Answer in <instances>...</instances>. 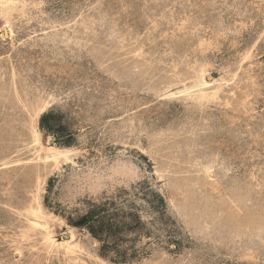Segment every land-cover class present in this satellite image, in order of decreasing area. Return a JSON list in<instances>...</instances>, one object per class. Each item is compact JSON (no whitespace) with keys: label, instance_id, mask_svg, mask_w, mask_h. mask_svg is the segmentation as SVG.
Instances as JSON below:
<instances>
[{"label":"rangeland","instance_id":"obj_1","mask_svg":"<svg viewBox=\"0 0 264 264\" xmlns=\"http://www.w3.org/2000/svg\"><path fill=\"white\" fill-rule=\"evenodd\" d=\"M0 264H264V0H0Z\"/></svg>","mask_w":264,"mask_h":264},{"label":"bare ground","instance_id":"obj_2","mask_svg":"<svg viewBox=\"0 0 264 264\" xmlns=\"http://www.w3.org/2000/svg\"><path fill=\"white\" fill-rule=\"evenodd\" d=\"M6 0H4L5 2ZM4 34L7 33V30L4 29ZM193 87L197 88V94L198 96H204L205 95V91L209 88V82L205 77V74L202 70H200V72L198 74H196V78L193 81ZM35 140L38 142V138L36 136ZM44 150V159H52L54 160L56 163L58 161L59 158H63V160L67 161L68 160V152L69 149H65V148H58L55 146H47L42 148ZM51 160V161H52ZM46 161V160H45ZM53 161V162H54ZM64 161V162H65ZM55 164V163H54ZM209 174V172H208ZM30 214L32 215V219L29 221L30 225L32 227H44L46 228V225L42 224V222H39V218H40V213L38 209H34L32 212H30ZM73 234V233H72ZM69 233L68 235V239L67 240H62V241H58L56 242L55 239H53L48 233L45 236V239L48 240V242L50 243L51 246H59V245H63V247L65 246L66 249H71L73 250L70 245V242H72L73 239V235Z\"/></svg>","mask_w":264,"mask_h":264},{"label":"trees","instance_id":"obj_3","mask_svg":"<svg viewBox=\"0 0 264 264\" xmlns=\"http://www.w3.org/2000/svg\"><path fill=\"white\" fill-rule=\"evenodd\" d=\"M94 214L93 213H90L88 216L90 217H87V219L85 217L82 218V220H80L78 222V225H85L87 223V221L91 218V216H93ZM91 229V228H90ZM123 260V259H122Z\"/></svg>","mask_w":264,"mask_h":264}]
</instances>
